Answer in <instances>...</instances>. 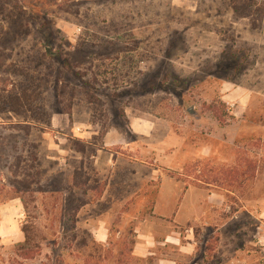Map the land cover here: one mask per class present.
<instances>
[{
  "label": "rangeland",
  "instance_id": "374dc122",
  "mask_svg": "<svg viewBox=\"0 0 264 264\" xmlns=\"http://www.w3.org/2000/svg\"><path fill=\"white\" fill-rule=\"evenodd\" d=\"M3 30L0 181L39 175L0 264H264V0H0Z\"/></svg>",
  "mask_w": 264,
  "mask_h": 264
},
{
  "label": "trees",
  "instance_id": "16d2710c",
  "mask_svg": "<svg viewBox=\"0 0 264 264\" xmlns=\"http://www.w3.org/2000/svg\"><path fill=\"white\" fill-rule=\"evenodd\" d=\"M8 34V31L3 30L0 36H7ZM22 77L24 78V80L20 84V86L22 87V91L18 95L10 93V91L8 90V86L3 89V92L8 94V100L6 102H8V105H12V107L10 108L16 115H20L21 111L24 112V110H29L28 107H30V101L32 99H39V94H35V92L29 93L30 87L34 85V78L29 74H22ZM9 82V80H6V84H8ZM35 159H37V157H35ZM19 167H21L20 164L17 165V168ZM17 174L18 173L16 172V175ZM38 175V171L34 173L32 172V170L21 174L22 180L18 182L19 186H14L13 188H8L3 182L0 181V205H4L8 201H12L16 198H19L22 200L25 210H28L29 206L25 200V195L29 193H34L32 190V186L36 181ZM13 194H15V197L12 196ZM22 232L25 235V241L20 245V250L22 253H24L23 256L27 258V256L33 254L35 251L31 249V246L35 243L37 235H34V231H32V229L26 226L22 227ZM31 257H33V255Z\"/></svg>",
  "mask_w": 264,
  "mask_h": 264
},
{
  "label": "crops",
  "instance_id": "0c3cea01",
  "mask_svg": "<svg viewBox=\"0 0 264 264\" xmlns=\"http://www.w3.org/2000/svg\"><path fill=\"white\" fill-rule=\"evenodd\" d=\"M144 127V126H143ZM132 129H134L135 130V128H134V126L132 127ZM136 131V130H135ZM116 134H112V135H120V133L119 132H115ZM106 139H108V138H106ZM107 141V140H106ZM111 158H113L114 159V154H111ZM111 158H108L107 160V162H108V165L112 162L113 163V159H111ZM99 161V160H98ZM97 161V165L99 166L100 164H98L99 162ZM167 196H168V194H165L163 197H164V199H165V201L168 203V205L169 206H171V201H169L168 200V198H167ZM158 203H160V201L158 202ZM177 205V204H176ZM17 206V205H16ZM175 206V205H174ZM16 210H17V208H16ZM2 211V215L4 216V213H5V210H1ZM175 212V211H174ZM10 220L15 224V218H14V213H11L10 214ZM4 225H6V219L4 218L3 220H2V222H1V226H0V229H1V227L3 226L4 227ZM14 230L13 231H11L10 233H9V235H11V236H15V237H19L18 239H20V241H25V235H24V233L22 232V228L20 229L19 228V230H16L15 228H13ZM183 249H186V251L188 250L189 252H187V253H192L191 252V250L190 249H187V248H183Z\"/></svg>",
  "mask_w": 264,
  "mask_h": 264
}]
</instances>
